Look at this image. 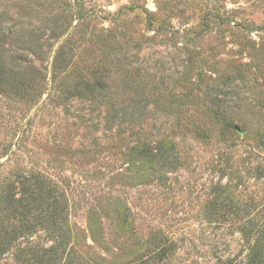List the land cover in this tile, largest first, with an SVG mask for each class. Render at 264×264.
Instances as JSON below:
<instances>
[{
	"label": "rangeland",
	"instance_id": "rangeland-1",
	"mask_svg": "<svg viewBox=\"0 0 264 264\" xmlns=\"http://www.w3.org/2000/svg\"><path fill=\"white\" fill-rule=\"evenodd\" d=\"M0 17V264H39L53 200L68 263L246 264L264 0H0Z\"/></svg>",
	"mask_w": 264,
	"mask_h": 264
},
{
	"label": "trees",
	"instance_id": "trees-1",
	"mask_svg": "<svg viewBox=\"0 0 264 264\" xmlns=\"http://www.w3.org/2000/svg\"><path fill=\"white\" fill-rule=\"evenodd\" d=\"M3 22H6V20L1 19L0 17V29H1V26L3 25ZM1 31L2 30H0V33ZM2 54L3 52H1V49H0V55ZM12 62H14L15 67H12L10 71L14 73H23L22 71H19V69L21 68H19L15 59L12 60ZM4 70L5 69L0 64V85H2L3 83H6V79L4 78L5 76L3 75ZM15 84H19V83L14 82L13 85ZM47 206L48 208L51 207L53 209L52 212H55L61 216L60 217L61 227L59 229L58 239H56L57 242L55 241V244L51 246L50 248H48V250L46 251L47 252L46 255L39 261V264H73L72 261H74V264H89L88 260L85 258L79 259V260L72 259L71 263H68L66 261L67 260L66 258L69 255V250L67 252V246L69 245L72 239V235H71L72 232L68 225L67 217L63 213L64 206L61 204L60 201L58 204L56 200H53L51 204ZM57 209L59 210V213ZM120 219L121 218H119V221ZM123 219H125L124 214H123ZM261 224L262 225L258 226V229L254 230V234L252 233V236L254 235V241L252 245L249 247L248 259H247L246 264H264V222H262Z\"/></svg>",
	"mask_w": 264,
	"mask_h": 264
}]
</instances>
